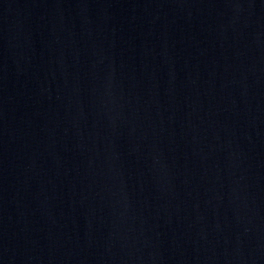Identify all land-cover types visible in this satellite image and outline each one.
I'll return each mask as SVG.
<instances>
[{
    "label": "water",
    "instance_id": "1",
    "mask_svg": "<svg viewBox=\"0 0 264 264\" xmlns=\"http://www.w3.org/2000/svg\"><path fill=\"white\" fill-rule=\"evenodd\" d=\"M180 1L264 12V0H180Z\"/></svg>",
    "mask_w": 264,
    "mask_h": 264
}]
</instances>
